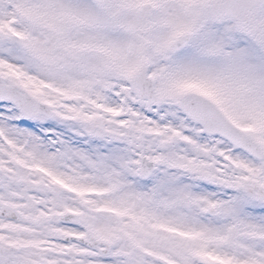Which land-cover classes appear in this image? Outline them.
Segmentation results:
<instances>
[{
  "label": "snow or ice",
  "instance_id": "snow-or-ice-1",
  "mask_svg": "<svg viewBox=\"0 0 264 264\" xmlns=\"http://www.w3.org/2000/svg\"><path fill=\"white\" fill-rule=\"evenodd\" d=\"M0 264H264V0H0Z\"/></svg>",
  "mask_w": 264,
  "mask_h": 264
}]
</instances>
